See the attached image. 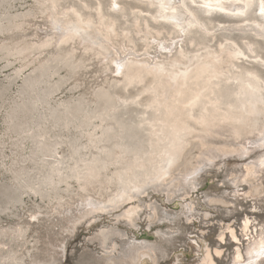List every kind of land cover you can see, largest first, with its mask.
<instances>
[{
	"label": "rangeland",
	"instance_id": "obj_1",
	"mask_svg": "<svg viewBox=\"0 0 264 264\" xmlns=\"http://www.w3.org/2000/svg\"><path fill=\"white\" fill-rule=\"evenodd\" d=\"M109 4L0 0V264H196L203 246L231 264L264 230L258 6L196 9L204 29L158 50L177 32L154 8ZM52 17L78 38L58 40Z\"/></svg>",
	"mask_w": 264,
	"mask_h": 264
},
{
	"label": "bare ground",
	"instance_id": "obj_2",
	"mask_svg": "<svg viewBox=\"0 0 264 264\" xmlns=\"http://www.w3.org/2000/svg\"><path fill=\"white\" fill-rule=\"evenodd\" d=\"M146 2L150 7L154 8L153 12L151 13V17L155 21H162L169 24L173 29L177 32V39H171L169 42H164L161 40H153L156 49H169L174 43L179 41L180 36L188 30L191 26H201V22H199L196 16V9L203 8L204 11H215V10H223L229 11L233 13H239L245 11L248 8V5L251 0H141ZM256 6H258V10L262 18L264 19V13L261 12V0H255ZM116 0H110V8L116 7ZM215 9V10H213ZM240 15V14H239ZM226 24V23H225ZM234 26V27H230ZM229 24L225 28H236L239 30L243 29V25H230ZM50 31L56 35V38L60 41H66L68 39L76 38L80 34V28L77 27L75 24L70 25L67 27L66 24L58 22L55 18L52 17L49 24ZM259 29V28H258ZM262 30V29H261ZM264 31V30H263ZM88 35L87 41L89 45L95 44V40L90 41L92 37L89 36V32L85 31ZM264 37V36H263ZM78 38V37H77ZM93 47V46H92ZM125 54V53H124ZM126 56L123 55V52H118L114 54L112 58H110L112 72L117 74V64L121 65L120 70L126 65ZM129 64V63H128ZM127 64V65H128ZM132 64V63H130ZM156 67H152L155 69ZM158 70V69H155ZM171 75L165 74L163 76V80L168 85L170 83ZM240 94L239 99L244 102V100H248L251 97L250 89L246 86H241L239 88ZM253 96V95H252ZM174 142V141H173ZM171 143V141H170ZM175 143V142H174ZM162 157L163 154H162ZM163 161V160H162ZM162 161L158 164L156 171L154 173L155 179L161 178L163 174V166ZM196 165L192 167H188L183 173V179L191 183L194 180V176L196 174ZM260 165H264V158L260 160ZM232 231L229 229V234L232 237ZM247 231V228L244 227V223L242 225V233ZM264 246V230L260 232L258 235L253 237L248 245L245 247L244 252L242 253L238 248L234 249L232 254V262L236 260L237 257L240 258L242 264H260L261 260H264V257H260L258 253L260 252L261 247ZM218 249L217 248H209L208 246H203L201 248V255L198 258V262L196 264H203L205 259V253L208 254L209 259L213 261V264H216L214 261V257L217 256L215 253ZM231 262V264H232Z\"/></svg>",
	"mask_w": 264,
	"mask_h": 264
},
{
	"label": "snow or ice",
	"instance_id": "obj_3",
	"mask_svg": "<svg viewBox=\"0 0 264 264\" xmlns=\"http://www.w3.org/2000/svg\"><path fill=\"white\" fill-rule=\"evenodd\" d=\"M261 12L264 13V0H261ZM120 67H122V66L117 64V75L119 74ZM134 191H139V190H134ZM31 219L33 221H35L37 219V217L36 216H31ZM243 223H244V227L245 228H247L249 226V221L247 220V218H245ZM218 239H219V241L221 243H224L225 237L223 235H220V236H218ZM232 240H233L234 243H237V244L240 243V241L237 240L236 232L234 230L232 231ZM215 254L217 256L222 255V253L219 250H217ZM258 255L260 257H264V246L261 247L260 252L258 253ZM203 264H213V261L211 259H209L207 253H205V259L203 261ZM232 264H242V262L240 261V258L237 257L236 260L232 262ZM248 264H251V262H248ZM261 264H264V260H261Z\"/></svg>",
	"mask_w": 264,
	"mask_h": 264
},
{
	"label": "water",
	"instance_id": "obj_4",
	"mask_svg": "<svg viewBox=\"0 0 264 264\" xmlns=\"http://www.w3.org/2000/svg\"><path fill=\"white\" fill-rule=\"evenodd\" d=\"M116 8V7H115ZM115 8H112L113 10H115ZM226 12H229V11H226ZM231 13H233V12H231ZM199 29L201 28V29H204L202 26H200V27H198ZM229 30H230V28H229ZM178 42V41H177ZM253 104V103H252ZM252 110H254V108L251 106V107H247L246 109H245V113H249L250 111H252ZM240 115H242V114H240Z\"/></svg>",
	"mask_w": 264,
	"mask_h": 264
}]
</instances>
